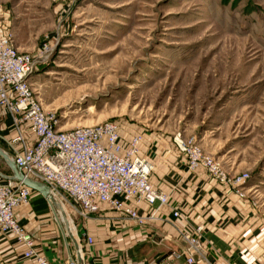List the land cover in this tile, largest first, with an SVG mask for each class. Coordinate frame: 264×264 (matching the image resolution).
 <instances>
[{"label": "rangeland", "instance_id": "1", "mask_svg": "<svg viewBox=\"0 0 264 264\" xmlns=\"http://www.w3.org/2000/svg\"><path fill=\"white\" fill-rule=\"evenodd\" d=\"M0 20L60 129L198 147L264 212V0H0Z\"/></svg>", "mask_w": 264, "mask_h": 264}, {"label": "crops", "instance_id": "2", "mask_svg": "<svg viewBox=\"0 0 264 264\" xmlns=\"http://www.w3.org/2000/svg\"><path fill=\"white\" fill-rule=\"evenodd\" d=\"M16 128L10 114L0 108V148L14 153L10 142ZM29 144L36 137L25 129ZM147 136L144 155L155 166L153 186L170 196V204L140 206L148 217L139 224L128 216L106 206L76 226L85 264H189L183 234H192L202 243L194 264H255L264 259V212L253 199L241 196L236 188L209 177L204 169H189L188 158L170 140ZM0 172L12 176L6 161L0 157ZM180 210L179 217L174 209ZM153 215V216H152ZM20 224L36 241L38 251L48 260L66 264L76 260L73 242L66 244L55 214L39 192L30 202L16 210ZM204 227L202 234L196 228ZM92 238L90 244L88 238ZM24 247L14 235L0 238V264H27Z\"/></svg>", "mask_w": 264, "mask_h": 264}, {"label": "built area", "instance_id": "3", "mask_svg": "<svg viewBox=\"0 0 264 264\" xmlns=\"http://www.w3.org/2000/svg\"><path fill=\"white\" fill-rule=\"evenodd\" d=\"M37 65L32 55L20 51L0 20V108L7 110L16 128L10 142L14 153L10 156L17 168L27 178L65 196L82 220L106 206L145 224L148 217L140 214V206L169 205V194L152 184L155 166L144 155V136L126 137L114 122L60 129L57 120L44 109L31 82ZM25 129L36 137L34 144L28 143ZM178 146L187 155L190 170L204 169L209 177L231 187L242 184V178H230L221 164L200 148L184 143ZM33 192L22 182L0 175V238L14 235L24 247L27 264H57L38 251L34 237L16 217V210L30 202ZM180 215V210L175 208L174 216ZM203 231V226L196 228L197 234ZM182 237L186 242L187 262L194 264V256L202 251L201 240L192 234ZM87 240L93 242L90 237ZM66 264L77 262L71 259ZM255 264H264V259Z\"/></svg>", "mask_w": 264, "mask_h": 264}, {"label": "water", "instance_id": "4", "mask_svg": "<svg viewBox=\"0 0 264 264\" xmlns=\"http://www.w3.org/2000/svg\"><path fill=\"white\" fill-rule=\"evenodd\" d=\"M0 157H2L7 165L9 166V168L12 171V176H4L1 172L0 175L4 178V179H10V180H14V181H18V182H22L24 185H26L27 187L39 192L45 199H47V201L49 202L53 213L55 214L56 220L62 230L63 236L65 238L66 244L69 245V239L73 242L75 249H76V262L77 264H85L84 262V257H83V253H82V247L80 244L79 240H76L72 235H66L65 234V230L68 231V227L66 224H64L62 226V223L60 222V220L58 219V215H57V207L54 205L53 203V190L40 182L34 181L32 179L27 178L16 166L14 160L12 159V157L5 152L2 148H0ZM65 228V230H64Z\"/></svg>", "mask_w": 264, "mask_h": 264}, {"label": "bare ground", "instance_id": "5", "mask_svg": "<svg viewBox=\"0 0 264 264\" xmlns=\"http://www.w3.org/2000/svg\"><path fill=\"white\" fill-rule=\"evenodd\" d=\"M52 196H53V203L57 207L58 219L62 223V226L64 224H66L68 227V231H66L64 228L65 234L66 235H72L76 240L80 241V239L78 238V236L75 234V232L72 229V219L70 218V216L67 212L68 210L65 207L64 203H62V200L60 199L59 195L55 191H53Z\"/></svg>", "mask_w": 264, "mask_h": 264}]
</instances>
